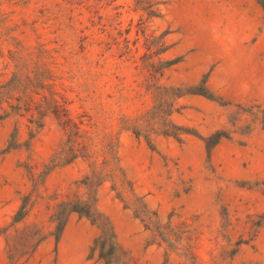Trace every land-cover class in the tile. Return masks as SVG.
<instances>
[{"label":"rangeland","instance_id":"rangeland-1","mask_svg":"<svg viewBox=\"0 0 264 264\" xmlns=\"http://www.w3.org/2000/svg\"><path fill=\"white\" fill-rule=\"evenodd\" d=\"M161 1L147 19L134 0H0V91H56L83 128L118 135L124 170L92 177L76 159L48 172L54 154L67 157L64 131L51 114L38 129L3 103L0 264H105L90 219L71 212L53 234L59 203L93 191L116 234L114 264H264V7ZM163 32L167 49L146 63L144 35ZM38 48L42 87L30 83ZM24 64L31 79L6 85ZM154 95L174 99L171 119L189 132H148ZM132 123L137 136L121 129Z\"/></svg>","mask_w":264,"mask_h":264},{"label":"trees","instance_id":"trees-1","mask_svg":"<svg viewBox=\"0 0 264 264\" xmlns=\"http://www.w3.org/2000/svg\"><path fill=\"white\" fill-rule=\"evenodd\" d=\"M259 2L264 7V0H259ZM134 3L135 9L141 10L147 19L160 16L158 5L162 4L163 1L134 0ZM114 8H116V6ZM164 35V32L158 36L144 35V40L146 42L145 48H147L146 50L149 52L145 53L146 57H148L146 63H148L150 58L159 55L167 49V47L163 45V42L161 43V46L158 47L157 45L162 41ZM126 41H128V39H126ZM43 54V50L39 48L36 50L35 77L30 82L31 85L36 87H42V71H40V67L43 64ZM27 55V57H31L33 53H28ZM179 60V58L171 60L159 59L157 67H155L154 71L162 73L165 68L177 63ZM26 65H21V67L18 68V71L13 72L12 77L8 80L6 85H10L16 77L19 78L24 76L26 79L30 80L31 77H29V72H24V69L27 67ZM204 84L205 80L202 79L200 81V85L204 86ZM201 94L205 95V93ZM182 95L183 93L175 94L174 98H179ZM206 96L209 97V95ZM157 99V95H154V103L156 102V104H154L152 109L148 112L149 122L147 123L146 121L148 132H152L155 135L161 134L165 136H174L178 139L180 138V133L189 132L186 126L176 124L171 119V115L174 112L179 111L178 107H174V99L169 96L164 99ZM3 103H6L8 108L16 114L29 115L31 118L30 121L35 123L38 129L42 128L45 117H47L48 114H51L57 121L60 128L64 131L66 135V144H68L66 152L67 157L62 159L59 152L54 154L50 160V163L52 162L53 164L48 168V172L58 166L59 160H61L60 165H64L71 163L76 159H81L87 163L92 177H95L98 174L96 170H98L99 173L100 170L105 171V177H111L112 175L110 174H113L114 171H117L124 177V170L119 157L118 135L112 136L107 133L97 132L95 128H93L92 131H88L83 128V120L79 119L76 121L70 117L64 100L62 102V100L57 99L56 91H12L11 87H9L6 91H0V106ZM155 119L157 121H155ZM155 124H158L157 127H154ZM121 129L130 130L136 136L139 135L141 130L140 125L135 123L123 126ZM211 147L212 144L207 145L208 153L210 152ZM91 175L88 174L86 179H91ZM126 183L129 186L130 191L134 192L131 182L126 180ZM111 189L114 190L113 185L111 186ZM117 196L121 201H123L119 193ZM24 208L25 201L16 212L14 221L20 220L25 215L26 211ZM142 208H146L145 203L142 204ZM71 212H75L79 216L86 217L90 219L93 224H97L100 229V234L94 239V246L92 249L98 248V256L99 258L105 260V264H114L113 255L115 254L116 249L119 250V246L116 242V234L109 218L98 210L95 192L93 191V195L84 200L77 198L59 203L54 218L55 226L53 234L55 235L56 240L59 239L67 216Z\"/></svg>","mask_w":264,"mask_h":264}]
</instances>
